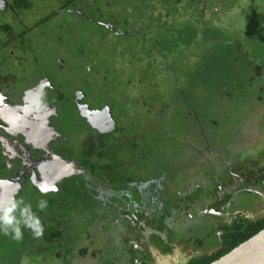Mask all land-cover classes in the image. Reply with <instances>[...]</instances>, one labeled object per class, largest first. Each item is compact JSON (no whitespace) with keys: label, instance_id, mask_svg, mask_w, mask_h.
<instances>
[{"label":"flooded vegetation","instance_id":"1","mask_svg":"<svg viewBox=\"0 0 264 264\" xmlns=\"http://www.w3.org/2000/svg\"><path fill=\"white\" fill-rule=\"evenodd\" d=\"M11 2L0 0V10L8 17L0 15V41H16L14 47L0 43V197L2 200L23 198L30 193L35 196L30 202L32 207L41 199L58 198L62 206L57 215L65 230L63 234H55L51 244L36 242L39 247L29 257L23 249L24 256L18 264H39L40 259L49 256L57 259L59 264L84 261L88 264H190L200 257L218 253L225 234L246 228L248 222L262 218L264 185L260 182L253 185L248 180L250 165L239 161V155L226 148L229 141H225L224 136H219L217 147H221L214 153L217 159L229 158L230 172L224 182L212 170L208 155L212 157L213 152L205 135H201L205 139L200 142L197 135L185 134L189 150L179 154L181 161H168L164 170L161 166L151 167L153 162L167 161L165 154H151L155 160L148 163L149 152L140 150L145 165H135L133 170L136 156L133 141L139 140L138 134L121 135L107 105L92 106L90 94L80 89H75L70 98L69 89L65 91L66 88L64 90L56 82L55 74L58 70L63 71L65 58H78L80 53L74 52V46L61 54L52 51L58 43L53 38V42L46 40L44 46L39 44V36H55L53 31L57 27L50 6L52 0H23V5L17 8ZM55 2L59 4V1ZM22 14H29L27 21L34 18L31 21L34 25L30 26L31 22L24 24ZM34 26L43 31L37 33ZM49 57L55 62L52 63L55 69L45 68L46 73L41 76V70L39 73L36 70L39 69L38 62L45 63ZM8 67L20 69L12 72ZM85 67L86 71H91L87 63ZM132 74L125 76L132 77ZM133 84L135 88L138 85L130 78L125 91L132 101L136 98ZM130 88L132 91L128 92ZM74 122L80 129L75 140L80 137L84 140L81 158L73 157L70 147L68 125ZM90 130L96 133L94 142L85 141V132ZM211 137L216 139L217 135ZM113 138L115 141L110 143ZM120 139L124 140L122 144L117 141ZM92 146L102 152V159L89 155ZM55 157L65 164L57 163ZM87 160L100 163V176L92 173ZM107 164L112 169L105 167ZM147 166L153 170L152 176H146ZM140 172L142 178L137 176ZM208 175L211 182L207 180ZM204 180L216 183L209 199L208 195L198 193ZM175 183L179 184L178 189H174ZM40 188L48 191L42 193ZM244 192L259 198L260 206L256 211H247L236 207L237 202L233 203L235 197ZM225 196L230 197L224 201ZM95 207H103L106 211L97 220L99 230L93 228L85 234L79 233L77 220L85 214L80 224L87 223L88 226L91 220L86 208L91 213ZM65 209L70 210L66 220ZM201 217L212 222L210 232L216 238L213 248L194 236H186L190 234L185 229L187 224L199 228L196 221ZM116 246L119 253L113 249Z\"/></svg>","mask_w":264,"mask_h":264},{"label":"trees","instance_id":"2","mask_svg":"<svg viewBox=\"0 0 264 264\" xmlns=\"http://www.w3.org/2000/svg\"><path fill=\"white\" fill-rule=\"evenodd\" d=\"M12 1L15 8L23 5V0ZM52 1V5L55 4L52 9L54 19L64 15L69 17L66 22L68 27H65L61 20L55 23L57 28L53 34L55 42L58 43L52 47V51L61 54L64 50L70 51L74 46L80 56L84 55L85 60L96 67V72L99 71L98 64L95 63L99 62L97 54H104L105 51L112 53L116 50V57L133 65L132 56L136 52L132 49L135 46H138L140 52L152 57V63H148L146 67L135 63V67H127L124 64L126 67L119 70L114 69L113 65L117 74H136L139 69L144 73V77L152 81L155 72L151 75L150 71L159 65L164 73L169 72L172 75V71L166 66L168 62L164 64L163 60H181L182 73L186 74L194 88L191 94L179 92L180 101L183 100L187 105L183 128L186 135H197L196 139L200 142L208 138L207 129L215 125L217 111L230 112L228 119L217 131L221 128L226 130V124H240L241 118L249 117L245 113L246 108L251 110V101L264 99V87L260 84L264 79V0H227L228 6L234 9H227L229 13L224 18L222 12L228 7L219 0H57L59 4L55 0ZM0 15L8 19L1 10ZM245 19L246 21L240 23ZM71 23L74 28L70 26ZM244 24H249L250 27L245 34L241 31L245 28ZM77 27L83 28V32L78 31ZM124 38L129 46L120 48L118 44H121ZM15 42L13 39L0 41L12 47ZM87 50L86 56L84 53ZM126 53L130 54L129 60L125 57ZM158 57H162V60L157 61ZM86 63L90 65L89 62ZM134 76L132 75L131 81L136 80L140 74L136 78ZM141 79L143 78H138L137 84L141 85ZM174 82H177L176 78ZM188 99L193 107L188 105ZM252 110L257 109L252 107ZM213 133L211 132L210 136H213ZM227 134L229 133L226 130L222 136ZM201 135H205V138ZM89 155L102 159V152L95 150L94 146L90 148ZM244 159H241V162L250 165L248 180L253 182V185L259 182L264 185V156L253 155ZM87 161L92 173L100 176V163ZM105 167L112 169L108 164ZM229 197L225 196L224 201ZM46 200L48 207L42 212L36 205L33 206V211L40 217L44 226V235L34 238L32 231L24 228L23 239L14 242L10 248L1 235L0 264H8V261L10 264H18L24 256L23 249L27 250L25 254L29 257L39 247L36 242L41 241L42 245H48L55 238V234L64 233L63 223L57 215V210L62 206L61 202L58 198L47 197ZM263 228L264 215L257 221L248 222L246 228L225 234L218 253L200 257L190 264H209ZM2 251H9L4 258Z\"/></svg>","mask_w":264,"mask_h":264},{"label":"rangeland","instance_id":"3","mask_svg":"<svg viewBox=\"0 0 264 264\" xmlns=\"http://www.w3.org/2000/svg\"><path fill=\"white\" fill-rule=\"evenodd\" d=\"M220 2H224L225 5H227L228 8L224 9L222 14L223 18L227 17L228 15V10L232 11L234 8L232 6H228V1L227 0H219ZM53 2V1H52ZM51 3V2H50ZM55 3V2H54ZM55 5V4H54ZM54 5H51L53 7ZM24 18L21 19V21L28 25V22H31L34 18L31 20L27 21V17L29 14H22ZM39 16V15H38ZM63 21V23H66L69 21V17L66 18V16H59L58 18L54 19V23H58L59 21ZM245 20H242L240 23H242ZM34 24L31 22L30 26H33ZM68 27V25L66 24ZM72 28H74V24L71 23L70 25ZM232 26H234L232 24ZM245 28L241 29L243 33H247L248 30H250L249 24L245 25ZM236 27V26H235ZM34 30L37 33H41L43 30L40 29L38 30V27L34 26ZM77 30L80 32H83V28L77 27ZM137 30L138 29H132ZM90 32V31H89ZM88 37V36H87ZM52 38L55 40L54 37H46V36H39L40 39V45L44 46L46 43V40H52ZM82 38V37H81ZM112 38V37H111ZM53 42V40H52ZM51 42V43H52ZM109 43V41H107ZM126 45L129 46V43H127L126 38L122 39V43L118 44V46L125 47ZM131 45V44H130ZM74 49V52H77V49ZM136 53L134 56H132L133 60V65L129 63L127 60H123L121 58H118L115 56L116 50L112 53L109 52H104L97 54L99 57L98 61H95V63L98 64V69L99 71H95L96 67L92 65L90 61L85 60L84 55L79 56L78 58L75 57H70L68 56L67 59L65 58L66 65L63 68V71L58 72L55 74V79L57 80L56 82L62 86V88H66L65 91H67L68 96L72 98L71 93L75 89H80L83 92H86L90 94L91 98L90 102L91 105L94 107H99L103 104L107 105L110 109L111 116L112 118L116 121L120 129V134L121 135H126L127 133H137L139 140L134 139L133 144L135 148V162L133 163V170L136 169V166H144L145 165V160H141L140 157V150L141 151H148L147 158L148 163L150 161L155 160V156H151V154H160V155H166L167 161H163L160 163V161H156L152 163V169L161 166V169L164 170V168H167V166L170 163H177L181 161L179 158V154L187 152V146H186V137H185V129L183 128V123H184V116H186V106L180 96V91L181 92H187L191 94V92L194 90L193 84L188 80L186 74L182 73L183 68H181V60L178 58L176 59H167L163 60V63L168 62V66L170 68V71H172V75L167 72L164 73L161 70V66L159 65L158 68H152L150 71V74L153 75V71L155 72V78L150 81L147 77H144V73L140 72L139 69L137 70L136 74L134 77L136 78L139 74L142 79L141 85H137L136 88L133 84V89L134 92L136 93V98H133V101L129 98V96L126 94L125 91H127V85L128 80L131 78L130 76L127 77L124 74H117L116 70L119 69H124L126 66L128 67L134 66L139 64L142 67H146L148 63H152L153 58L145 55V53L140 52L138 46L134 49H132ZM195 51V50H194ZM91 52V51H89ZM93 52V51H92ZM94 53V52H93ZM86 56L88 54V50L84 53ZM55 55V53H53ZM125 57L129 60L130 54L126 53ZM112 58H115V60H112ZM138 59L140 61H138ZM157 61L162 60V57H158L156 59ZM86 62H89L90 65L89 67L91 68V71H86ZM32 62H29L30 64ZM52 63H55L54 61H50V57L45 61V63L39 61L38 62V67L39 69H36L37 72L41 70L40 73L41 76L46 73L45 68H51L54 70L55 66H52ZM124 64L126 66H124ZM114 65V69H113ZM135 67V66H134ZM10 71L12 70H19L20 68L18 67H8ZM180 69V71H179ZM1 70V69H0ZM39 70V71H38ZM156 70H159L156 72ZM13 72V71H12ZM138 77V78H139ZM138 78L134 81H131L132 83L137 84ZM174 78L177 79V82H174ZM264 78V76H263ZM262 86L264 87V79L261 81ZM255 89V88H254ZM252 90V89H250ZM132 88L128 89V92H131ZM264 97V93H263ZM137 99V100H136ZM136 101V102H135ZM185 101V100H184ZM191 105L193 107V104L191 101L188 99V105ZM252 107H255L257 110H252ZM251 110L247 109V112L245 113L248 118L244 116V118H241V123L240 124H234V125H227L226 130L229 134L224 137L225 141L227 144H229L226 148L228 150H234L235 153H239L240 157L239 161L241 159L253 156V155H261L264 156V99L262 101H251ZM257 111L256 114H254ZM228 113L229 111H217L216 116H215V125L209 127L207 129L208 133V142L211 144L210 151L213 154L212 157H210L209 161L212 163L213 167V172L215 173V176L217 175L220 181L224 182L225 177L227 176L228 172L230 170L228 169V161L229 158L222 160V159H217L216 155L214 154L216 151L218 141H220V137L225 133V129L221 128L220 131H217L225 121L228 119ZM253 115V116H252ZM144 123V124H143ZM219 123V124H217ZM74 126V127H73ZM79 126V125H78ZM76 122L71 123L68 125L69 127V137H70V147L74 151L73 157L75 158H81L82 155V146L84 140L80 137L78 140H75L74 136H78L79 133V128H77ZM144 126V127H143ZM145 127H148L146 129ZM196 132V129L194 128ZM214 132V134L217 135L216 139L212 138L210 136V133ZM240 132V133H239ZM87 133L84 138L86 139L85 141L87 142H94L97 140L95 137V132L90 130L85 132ZM220 136V137H219ZM140 137H144L140 139ZM74 138V140H73ZM126 138V137H125ZM124 138V140H125ZM188 138V137H187ZM124 140H117L119 144H122ZM115 141V138L110 139L109 142L113 143ZM192 142V139L190 138L189 140ZM201 148V147H199ZM218 150V149H217ZM151 156V157H150ZM216 156V157H215ZM222 160V163L219 164L218 161ZM245 160V159H244ZM169 161V162H168ZM225 164V165H224ZM136 165V166H135ZM234 166V164H233ZM143 170V167H141ZM149 167L147 166V170ZM120 171H122L120 169ZM153 175V170L149 169V171L146 173V176H152ZM138 177L142 176V172L137 174ZM209 176V180L211 176ZM142 178V177H140ZM209 181L206 180L203 181L201 189L198 190V193L204 195L208 199L209 193L211 190L215 189L216 183H210ZM74 183V182H73ZM72 186V184H71ZM179 184L175 183L174 184V189H178ZM197 190H195L196 193ZM35 196H32L30 193H27L24 195L23 199L25 200L26 203H30ZM207 202V201H206ZM238 203L236 204V207L239 208H244L247 211L254 212L256 211L259 206H260V200L259 198L253 194V193H241L237 197H235V200L233 203ZM37 203V202H36ZM35 203V204H36ZM201 201L199 202V204ZM60 204V203H59ZM69 208V206L67 205ZM72 207V206H71ZM53 209V208H52ZM70 209V208H69ZM87 209L88 215H90V220L91 222L87 226V223L85 225L80 224V221H82L86 215L80 216L79 219L77 220V230L81 234H85L91 229H96L99 230L100 225L97 223V220L99 219L100 215H104L103 213L106 212L103 207H95L96 210L89 212V209ZM66 210V209H65ZM70 210L65 211V216L64 219L66 220L68 218ZM85 213V212H84ZM87 214V213H86ZM63 219V220H64ZM72 217L69 218L71 220ZM64 220V222H65ZM200 227L197 228L192 224H187V229L190 234H186L189 238L194 236L196 239H200L201 242L206 245L207 247L213 248L214 244L216 245V238L215 234H212L211 227V221L206 220V218L201 217L198 218V221H196ZM107 226H110V224L107 223ZM113 227V226H111ZM114 228V227H113ZM182 228V227H181ZM210 228V230H209ZM112 230V229H111ZM115 230V229H114ZM182 231V230H181ZM207 233V234H206ZM5 238L6 242L8 243V248L12 246L14 242H17L16 240L12 239V237L5 236L3 234H0V240L2 238ZM183 235V234H182ZM183 244V243H182ZM184 245V244H183ZM96 247L90 249L93 250ZM114 251L119 253L120 249L118 246L113 247ZM3 252V258L5 255L9 252ZM41 262L39 264H59L57 259H52L51 256L49 257H44L40 259ZM79 264H88L87 262H80ZM93 264V263H91ZM105 264V263H101ZM107 264V263H106Z\"/></svg>","mask_w":264,"mask_h":264},{"label":"clouds","instance_id":"4","mask_svg":"<svg viewBox=\"0 0 264 264\" xmlns=\"http://www.w3.org/2000/svg\"><path fill=\"white\" fill-rule=\"evenodd\" d=\"M39 190L42 193L48 191L44 188ZM36 207L42 212L48 207V201L41 199ZM24 228L31 230L34 238L44 235V226L40 217L33 211L31 203H26L23 198L16 197L0 200V234L10 235L12 239L20 241L23 239L22 229Z\"/></svg>","mask_w":264,"mask_h":264},{"label":"water","instance_id":"5","mask_svg":"<svg viewBox=\"0 0 264 264\" xmlns=\"http://www.w3.org/2000/svg\"><path fill=\"white\" fill-rule=\"evenodd\" d=\"M55 159L60 165L65 164L59 157ZM210 264H264V228Z\"/></svg>","mask_w":264,"mask_h":264}]
</instances>
